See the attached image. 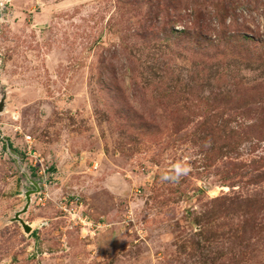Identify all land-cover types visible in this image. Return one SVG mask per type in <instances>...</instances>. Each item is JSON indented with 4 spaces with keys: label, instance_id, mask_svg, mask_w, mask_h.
I'll return each mask as SVG.
<instances>
[{
    "label": "rangeland",
    "instance_id": "374dc122",
    "mask_svg": "<svg viewBox=\"0 0 264 264\" xmlns=\"http://www.w3.org/2000/svg\"><path fill=\"white\" fill-rule=\"evenodd\" d=\"M1 102L0 264H264V0H0Z\"/></svg>",
    "mask_w": 264,
    "mask_h": 264
},
{
    "label": "clouds",
    "instance_id": "9594fccd",
    "mask_svg": "<svg viewBox=\"0 0 264 264\" xmlns=\"http://www.w3.org/2000/svg\"><path fill=\"white\" fill-rule=\"evenodd\" d=\"M188 171L187 165L175 166L170 172H165L161 175V179L164 181L174 182L180 178L182 174H186Z\"/></svg>",
    "mask_w": 264,
    "mask_h": 264
},
{
    "label": "water",
    "instance_id": "95a60500",
    "mask_svg": "<svg viewBox=\"0 0 264 264\" xmlns=\"http://www.w3.org/2000/svg\"><path fill=\"white\" fill-rule=\"evenodd\" d=\"M3 108H5V106H4V104L1 102L0 103V112L3 110ZM29 197V196H28ZM28 201H29V199H28Z\"/></svg>",
    "mask_w": 264,
    "mask_h": 264
},
{
    "label": "bare ground",
    "instance_id": "6f19581e",
    "mask_svg": "<svg viewBox=\"0 0 264 264\" xmlns=\"http://www.w3.org/2000/svg\"><path fill=\"white\" fill-rule=\"evenodd\" d=\"M4 106H5V104H4ZM3 112H8V109L6 107L3 108V110L0 113H3Z\"/></svg>",
    "mask_w": 264,
    "mask_h": 264
}]
</instances>
